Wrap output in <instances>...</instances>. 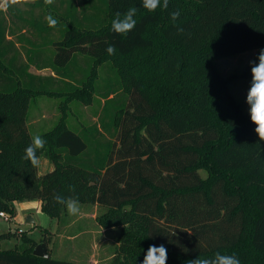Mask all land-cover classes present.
<instances>
[{"label": "trees", "instance_id": "trees-1", "mask_svg": "<svg viewBox=\"0 0 264 264\" xmlns=\"http://www.w3.org/2000/svg\"><path fill=\"white\" fill-rule=\"evenodd\" d=\"M90 2L34 0L26 6L38 9L37 16L21 7L0 12V212L11 219L14 201L38 200L41 212L58 219L65 207L54 203L55 194L104 206L98 225L120 227L110 264H142L149 246L161 244L167 264L216 252L234 253L241 264H264V150L258 147L264 141L228 89L250 73L224 78L214 64L248 50L256 51L255 60L264 48V0H169L167 10L155 12L141 0H105L96 28ZM132 6L138 9L135 29L113 32L115 14ZM177 10L173 22L170 13ZM49 14L60 20L55 27L46 21ZM23 26L45 36L25 39ZM15 42L26 44V61ZM110 44L115 55L106 52ZM78 60L89 67L85 74ZM106 62L119 82L97 94L103 102L95 136L87 140H102L108 149L94 146L90 154L87 129L69 128L66 110L73 100L91 101ZM30 65L49 67L53 75L29 73ZM117 93L127 95L125 108L103 131L99 118ZM38 95L65 96L58 121L41 134L46 144L38 156L52 163L43 174L23 158L31 142L28 107ZM39 231L46 258L33 255L37 242L22 230L23 247L0 245V264H74L52 258L51 233ZM12 237L18 233H0V242Z\"/></svg>", "mask_w": 264, "mask_h": 264}, {"label": "rangeland", "instance_id": "rangeland-1", "mask_svg": "<svg viewBox=\"0 0 264 264\" xmlns=\"http://www.w3.org/2000/svg\"><path fill=\"white\" fill-rule=\"evenodd\" d=\"M101 1L91 0L90 2L94 4L96 15L95 22L91 25L92 28H96L100 23L99 7L103 6V1L105 0L100 4ZM51 15L60 22L59 18L53 14ZM255 55V50H248L236 55L215 59L214 64L224 78L245 71L250 73L249 61L253 60ZM82 63V60H78L75 66L78 65L82 70L81 72L85 74L89 67L84 70ZM250 79L251 76L234 78L228 85L229 92L241 104L244 112H248L245 98ZM118 82L119 78L115 70L106 62L99 71V81L96 86L97 93L92 96L91 101L86 104L73 100L70 103V109L66 110V124L69 128L77 132L87 129L84 134H86L85 138L90 146L88 149V153L90 154H94V146L99 147L101 152H105L108 149L107 144L102 140L97 139L94 142L87 140V138H92L91 135L95 136V126L97 124L95 121L102 106V99L97 94L106 89L114 90ZM126 97L127 95L125 96L123 93H117L112 100L106 101V108L98 121L102 125L103 131H108L107 128H110L108 122L111 119V115L115 114L118 109L125 108ZM64 99L65 96L63 95L56 98L40 95L30 100L26 127L31 138L34 135H40L55 125L60 114V111L58 112V105ZM51 168L52 164H49L44 158L40 157V165L37 167L38 173L43 174ZM200 175L204 177L205 172L200 170ZM30 201L38 200L14 201L15 215L8 221L0 217V233H18V237L1 240L0 245L2 248L23 247L19 239V233L22 230L24 234L33 238L37 244L41 243L39 241L43 235L39 231V228L46 227L51 233L48 246L52 258L68 260L74 264L111 263V258L118 244L120 227L102 228L98 225L96 216L105 212L106 208L104 206L80 203L81 214L79 216H69L65 208L58 219H50L39 210V206L34 210L20 211V209L29 208L30 204L28 202ZM27 217L33 218V221H26Z\"/></svg>", "mask_w": 264, "mask_h": 264}, {"label": "clouds", "instance_id": "clouds-1", "mask_svg": "<svg viewBox=\"0 0 264 264\" xmlns=\"http://www.w3.org/2000/svg\"><path fill=\"white\" fill-rule=\"evenodd\" d=\"M34 0H0V12L7 13L10 8L24 7ZM45 5L54 4V0H43ZM142 7L149 12H155L158 8L163 7L168 9L169 0H141ZM138 9L135 6L129 7L123 14L117 12L112 19V31L127 35L132 32L137 24L135 19ZM171 20L176 22L180 17V12L173 11L170 13ZM49 27H55L58 24L51 14L46 17ZM178 34H183L184 29L177 25ZM108 55L116 54V47L108 45L106 48ZM250 66V84L247 89L245 103L248 105V114L251 122L255 125V133L259 141H264V48L260 49L255 60L249 61ZM46 144L45 139L41 135H34L31 142L25 148L24 159L28 160L33 167L40 165V157L38 152L44 148ZM261 150H264V145L258 144ZM53 201L56 204L62 205L66 208L69 216H79L81 214V205L78 198L65 197L61 194H55ZM29 208L20 209V211H30L37 208L39 201H30ZM185 251H188L185 249ZM167 248L161 244L159 246L150 245L143 259L142 264H167ZM186 264H241L239 257L236 254H226L216 252L212 257L196 256L194 259H189Z\"/></svg>", "mask_w": 264, "mask_h": 264}, {"label": "crops", "instance_id": "crops-1", "mask_svg": "<svg viewBox=\"0 0 264 264\" xmlns=\"http://www.w3.org/2000/svg\"><path fill=\"white\" fill-rule=\"evenodd\" d=\"M21 8L24 9V14L25 15L30 14V16H32V14H33L34 16H37L39 14V10L38 9H31V7H29V6L28 7L27 6H24V7H21ZM21 34L24 35V38L25 39L26 38H34V37L40 39L41 36H45L44 34H40L39 31H32L31 29H28L25 26H23V28L19 32V35H21ZM47 36L48 37L49 36L50 37H53V36H56V34L51 33V34H48ZM8 38L9 39H14V36H8ZM15 45L17 47V51L19 52V58L21 57V59L23 61H26L27 60L26 59V55H25V52H24V50L22 48V46H26V44L25 43H22V42H15ZM46 54L49 55V53H46ZM27 71L29 73L38 74V75H41V76H50V75H53V72H52V70L49 67H44V68L39 69V68H37V67H35L33 65H30L28 67ZM38 96H40V95H38ZM42 96H46V95H42ZM47 97H49V96H47ZM52 98H56V97H52ZM102 102H103V100H102ZM58 112H59V110H58ZM59 116H60V114H59ZM42 117H43V115H42ZM41 157L44 158L46 162H49V164H52L47 158H45L43 156H41Z\"/></svg>", "mask_w": 264, "mask_h": 264}, {"label": "water", "instance_id": "water-1", "mask_svg": "<svg viewBox=\"0 0 264 264\" xmlns=\"http://www.w3.org/2000/svg\"><path fill=\"white\" fill-rule=\"evenodd\" d=\"M28 222H32L33 218L27 217ZM33 255L46 258L48 256L46 247L43 243H38L33 249Z\"/></svg>", "mask_w": 264, "mask_h": 264}, {"label": "built area", "instance_id": "built-area-1", "mask_svg": "<svg viewBox=\"0 0 264 264\" xmlns=\"http://www.w3.org/2000/svg\"><path fill=\"white\" fill-rule=\"evenodd\" d=\"M0 217L7 221L10 220L8 214L3 211L0 212Z\"/></svg>", "mask_w": 264, "mask_h": 264}]
</instances>
